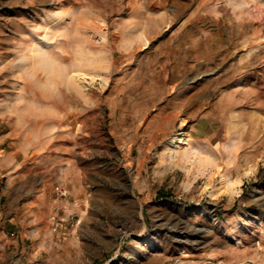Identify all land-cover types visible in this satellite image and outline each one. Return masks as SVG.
I'll use <instances>...</instances> for the list:
<instances>
[{"label":"rangeland","instance_id":"1","mask_svg":"<svg viewBox=\"0 0 264 264\" xmlns=\"http://www.w3.org/2000/svg\"><path fill=\"white\" fill-rule=\"evenodd\" d=\"M0 148L83 197L53 264H264V0H0Z\"/></svg>","mask_w":264,"mask_h":264},{"label":"crops","instance_id":"2","mask_svg":"<svg viewBox=\"0 0 264 264\" xmlns=\"http://www.w3.org/2000/svg\"><path fill=\"white\" fill-rule=\"evenodd\" d=\"M20 163L17 149L3 151L0 148V176L8 171L14 172L3 179L4 187L0 191V239L11 248L15 264H53L60 259L68 261V252L64 254V248H83L86 244L76 242L72 235L76 227L67 238L63 236L69 232V221L59 220H65L69 214L76 215L74 213H77L83 197L74 187L68 191L69 195H61L52 189L48 169L22 174ZM78 216L81 219L84 214ZM94 218L93 215L89 220L83 218L77 234L87 230L90 219ZM88 240L92 241L90 238ZM138 251L142 253L143 249ZM134 256L132 261L136 260Z\"/></svg>","mask_w":264,"mask_h":264},{"label":"bare ground","instance_id":"3","mask_svg":"<svg viewBox=\"0 0 264 264\" xmlns=\"http://www.w3.org/2000/svg\"><path fill=\"white\" fill-rule=\"evenodd\" d=\"M182 132H179V133H177L179 136H174V137H171V139H170V141H171V145H173L174 144V148L175 147H178L179 146V144H181V143H184L183 142V139L182 138H180V134H181ZM211 160V159H209V158H206L204 161H206V163H210L209 161ZM241 177L240 176H237V178L235 179V181H227L228 182V184H229V188H227V190L231 193L232 191H233V184H235V183H240L241 182ZM226 190V191H227Z\"/></svg>","mask_w":264,"mask_h":264}]
</instances>
